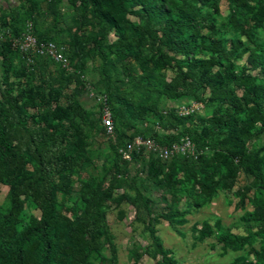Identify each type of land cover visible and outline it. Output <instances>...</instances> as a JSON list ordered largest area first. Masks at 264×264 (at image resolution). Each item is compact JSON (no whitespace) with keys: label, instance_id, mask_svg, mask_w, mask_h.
Here are the masks:
<instances>
[{"label":"trees","instance_id":"16d2710c","mask_svg":"<svg viewBox=\"0 0 264 264\" xmlns=\"http://www.w3.org/2000/svg\"><path fill=\"white\" fill-rule=\"evenodd\" d=\"M225 1L222 16L219 0H45V13L55 23L63 19L69 29L92 28L99 59L103 98L90 108L75 98L66 109L59 104L64 85H84L80 57L78 74L64 67L59 80L42 75L40 84L30 83L27 75L53 59L20 48L14 52L11 41L31 25L38 41L62 43L52 28H35L31 11L23 17L19 7L0 0V184L8 187L6 204H0V264H93L97 258L118 264L105 207L122 199L113 196L122 177L131 179L135 191L125 199L146 213L157 264H178L157 234L158 220L177 230L191 209L209 203L219 190L253 206L241 216L245 230L233 232L219 221L214 229L204 221L193 228V238H213L211 248L223 253L246 250L229 264H264V0ZM64 54L70 64L74 54L67 48ZM29 57L34 64L26 65ZM167 100L178 103L167 107ZM191 102L201 103L205 112H177ZM104 106L111 135L101 124ZM68 110L78 121L72 123ZM98 123L110 140L108 181L86 178L74 190V168L89 152L85 131ZM137 136L160 146L188 137L195 152L163 159L134 149L130 160L123 159L118 148ZM240 174L247 182L237 186ZM151 186L162 192L163 206H155L147 192ZM60 194H74L67 211ZM182 197L185 207L179 206ZM27 204L39 216L25 217ZM142 255H131L134 264Z\"/></svg>","mask_w":264,"mask_h":264},{"label":"rangeland","instance_id":"374dc122","mask_svg":"<svg viewBox=\"0 0 264 264\" xmlns=\"http://www.w3.org/2000/svg\"><path fill=\"white\" fill-rule=\"evenodd\" d=\"M7 3L11 6L19 7L21 16L23 17L26 11H31L36 18L35 28L38 31H45L52 28L53 35L62 43V46L67 48L69 54H74L67 68L61 67L51 59L42 63L41 67L35 71L33 76L30 74L27 75L29 82L38 85L46 75H50L55 80H59L63 74L62 68L67 71H65L66 73L69 72L68 74H78L79 71L75 70V67L78 63L77 59L79 56L83 67V69H79L81 71L83 70L79 74L84 85L80 87L75 81L64 85L59 104L67 109L71 102L77 98L83 107H94L103 98V88L98 81L99 72L97 68L99 59L93 54L92 49V28L90 26H83L80 29H76L75 27L69 29L63 19L55 23L52 16L45 13L47 7L45 0H28L22 5L18 0H6L4 4ZM219 8L221 15L225 16L227 14V2L225 0H219ZM65 10V8L62 9V12H65ZM62 16H65V14H62ZM66 21L68 22V19ZM19 40L20 38H15L11 41V48L14 52L19 48ZM14 62L17 67L21 66L19 56L14 57ZM25 63L26 65L28 63L34 64V61L29 57ZM168 74L170 76L171 71H168ZM127 87L134 90L131 85H127ZM177 103L173 100H167L166 106H176ZM196 111L198 114H203L205 108L203 107ZM67 113L70 117L69 119L73 120L72 123L78 121L76 117L72 116L70 110ZM69 119H63L64 124L69 125ZM170 130L164 127L160 128L161 132H169ZM85 134L89 142V152L87 159H81L74 168L72 174L74 190H78L81 182L86 178H94L106 183L109 177L107 168L112 159L109 138L101 132L99 123L97 127L86 129ZM148 155L146 153L144 156L147 158ZM132 171L133 173L135 172L134 166H132ZM178 178H181V174H179ZM245 182H247V179L243 174H240L238 176L237 186H241ZM119 183L120 185L113 191V196H122V199L118 203L109 201L105 207L106 222L113 245L116 248L118 264H134L131 255L137 251L143 253L138 264H157L158 256L150 253V239L148 233L145 231L146 213L142 207H137L125 199L126 196L134 195L135 191L132 188V181L130 178L122 177ZM143 185H140V187ZM7 190V186L0 184V204H6ZM147 192L155 202L156 207L164 205L162 192L154 189L152 186L147 187ZM73 197L74 194L70 196L59 195L63 203L64 211H67V207L72 205ZM167 197L169 198V196ZM186 205L187 201L182 197L179 206L185 207ZM252 209L253 206L247 199L244 203H241L239 198L233 193L219 190L216 197L209 203L203 207L191 209L186 215L187 222L179 226L177 230L170 226L164 219H159L155 228L157 229V234L163 241L165 249L173 254L178 264H229L236 256L246 254V250H228L223 253L219 246L212 249L210 245L214 239L208 238L203 241L195 240L193 238V228H200L201 223L207 221L215 229L216 222L219 221L222 227L233 232L241 233L245 230L241 216L246 210ZM39 214L40 212L37 208L27 204L24 213L25 217L29 215L39 216ZM104 253H107V250H104ZM93 264L103 263L97 258Z\"/></svg>","mask_w":264,"mask_h":264},{"label":"built area","instance_id":"2783aa9c","mask_svg":"<svg viewBox=\"0 0 264 264\" xmlns=\"http://www.w3.org/2000/svg\"><path fill=\"white\" fill-rule=\"evenodd\" d=\"M22 51L31 54L49 56L56 62L61 63L63 67L69 66V60L64 54L65 47L52 41H38L31 31V25L22 35L18 42ZM202 108L201 103L191 102L189 105L181 104L177 107L179 114H188ZM101 124L108 135L112 134L113 123L109 109L104 106L101 113ZM144 149L145 152H155L163 159H169L175 154L193 155L195 152L194 144L188 137H182L179 142H174L169 146H160L151 139H144L140 136L135 137L131 142L118 148L119 154L125 160L131 159L132 150Z\"/></svg>","mask_w":264,"mask_h":264}]
</instances>
